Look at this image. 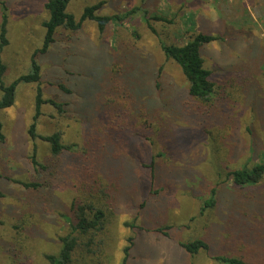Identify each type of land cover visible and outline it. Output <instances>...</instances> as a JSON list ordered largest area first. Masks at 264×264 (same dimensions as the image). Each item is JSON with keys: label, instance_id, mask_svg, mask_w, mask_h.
<instances>
[{"label": "rangeland", "instance_id": "1", "mask_svg": "<svg viewBox=\"0 0 264 264\" xmlns=\"http://www.w3.org/2000/svg\"><path fill=\"white\" fill-rule=\"evenodd\" d=\"M47 1L0 0V23L3 8L7 16L8 45L0 52L6 84L30 71L31 57L42 47ZM99 3L100 16L137 11L122 25L109 22L102 34L90 20L76 33L59 28L46 53L35 57L43 99L62 103L64 111L43 105L35 133L38 137L60 133L62 144L73 150L53 161L48 144L29 136L34 84H19L13 105L0 111V264H49L46 256L58 255L60 238L75 223L72 201L87 198L71 173L74 157L87 132L102 128L99 112L110 105L104 104L108 98L119 100L111 96L110 88L122 87V81L131 94L146 93L155 108L167 102V111L153 115L151 132L143 125L144 118L131 111L132 128L139 134L117 153L123 155L124 169L126 165L129 174L139 169L140 176L118 194L104 249L89 251L82 262L73 264H122L129 239L128 264H217L212 257L238 252L233 246L244 231L242 214L255 209L253 203L245 205L242 197L237 198L247 190L234 187L226 173L264 162V112L259 108L264 101V0H73L67 12L79 20L86 7ZM199 33L219 38L202 47L204 67L216 86L218 124H227L222 127L227 140L218 146L211 145L198 118L194 121L181 109L189 102L188 84L180 68L159 49L160 41L181 46ZM159 151L165 156L158 157ZM33 155L45 170L32 163ZM28 183L37 187L23 186ZM215 187L217 207L200 215ZM158 228H168L167 236L154 231ZM194 239L206 241L209 253L191 256L178 246Z\"/></svg>", "mask_w": 264, "mask_h": 264}, {"label": "trees", "instance_id": "2", "mask_svg": "<svg viewBox=\"0 0 264 264\" xmlns=\"http://www.w3.org/2000/svg\"><path fill=\"white\" fill-rule=\"evenodd\" d=\"M73 0H48L44 5V10L48 14L46 21L42 23L44 29V36L42 47L36 51L30 60V71L19 76L10 84L4 82V75L6 66L0 59V111L10 108L16 95V89L19 84H34V116L29 127L28 134L32 139L36 137L48 144L50 148V155L53 161H61V156L65 151H72L73 146H66L61 142L60 133H53L46 137H38L35 133L36 121L41 115V108L43 105H49L58 113H63V104L53 100H44L41 89L40 67L36 62L37 53L43 54L49 49L54 42V35L59 28L76 33L81 28L84 21L90 20L94 22L100 34L105 31L109 22H115L120 25L123 24L125 18L131 16L137 11L136 9L124 15L100 16L97 15V10L103 3L86 7L79 20L67 12L68 4ZM3 8L2 20L0 23V52L8 45L6 37L7 16ZM152 20H159L158 17L149 18ZM148 19V20H149ZM148 28L153 32V29L148 24ZM133 33V31H131ZM135 35V33H134ZM139 38L138 34L134 36ZM219 40L218 37L199 33L188 40L184 45H172L159 42V49L166 60L173 61L179 68L188 84L187 97L189 102L181 104L182 110H187L189 115H192L193 120L198 118V125L204 126L206 134L211 138V145L218 146L220 141L223 143L227 140V131H223L225 123L220 122L219 116L215 112V92L216 86L211 79V73L205 69L204 60L202 58V47L213 41ZM122 87L118 88L112 86L111 96L118 98V101H106L110 105L99 112L101 117L99 121L102 128L92 127L85 136V141L82 150L78 157H74L76 162L75 168L71 172L76 176L77 189L87 193L86 199H74L70 205V214L75 223L71 224L70 232L60 238V250L57 256H46L49 264H73L75 262H82L84 255L102 251L109 240V226L111 225L108 218L112 216L118 194L121 193L122 188L127 189L128 183H135L140 176L141 171L131 170L130 174L125 165V169L120 160L123 155L117 153L118 148H124L130 145L129 138L139 132L132 128L131 111L136 110L140 118H144L143 125L147 127L148 131L154 129L155 122L153 115L161 116V112L167 111L164 106L155 108V102L152 104L147 100L146 93L131 94L128 85L122 81ZM160 85L156 86L157 95L160 91ZM59 88L68 92L62 85ZM69 93V92H68ZM155 97V94L153 96ZM153 99V100H154ZM159 101V100H158ZM263 102V103H262ZM146 103V104H145ZM112 104V105H111ZM141 104H145L144 106ZM150 104V106H148ZM158 104V102L156 103ZM169 106V105H167ZM195 106V107H194ZM101 107V105H100ZM109 107L110 109H106ZM189 107V108H188ZM192 107V108H191ZM149 108V110H148ZM259 108L264 112V101L261 100ZM105 110V111H104ZM262 115V114H261ZM198 116V117H197ZM264 117V115H262ZM161 123V120H159ZM158 125V122H157ZM2 124L0 122V141L3 140L1 133ZM161 126L158 125L156 131H160ZM147 138V137H146ZM145 138L146 141H148ZM149 139V138H148ZM122 143V144H121ZM153 144V141H151ZM153 147V146H152ZM76 148V145H75ZM218 148L216 152H218ZM164 151L157 152L158 157H164ZM113 154V156H112ZM155 156L151 158L149 166L150 173L153 174V163ZM32 163L40 167L41 170L46 168L39 165L35 160V155L32 156ZM134 174V175H132ZM132 177L127 182V176ZM153 176V175H152ZM226 180L230 181L234 187L239 190H247L242 195L239 193L238 197L244 199L245 205L250 202L254 204L253 212L244 211L242 214V225L244 231L240 233L236 240L238 252L236 254L220 255L212 257L217 264H264V162L255 164L251 168L242 167L230 170L226 173ZM224 182V181H223ZM153 185V182H151ZM24 187H37L35 184H23ZM129 189V188H128ZM151 193V192H150ZM260 195L261 197L257 196ZM1 196V193H0ZM217 188H212L208 200L203 203L200 209V215L207 209H215L218 205ZM143 207V204L141 205ZM253 223V224H251ZM130 224H125L128 227ZM255 225V227H252ZM142 229V228H140ZM168 228H158L159 233L167 236L164 230ZM226 238V237H225ZM228 235L226 239H230ZM129 245L124 248V258L122 264H128V255L132 246V239L128 240ZM178 246L191 256H196L205 252L209 253V245L204 240L194 239L193 241L178 242ZM94 247V250H93ZM90 251V253H89Z\"/></svg>", "mask_w": 264, "mask_h": 264}]
</instances>
